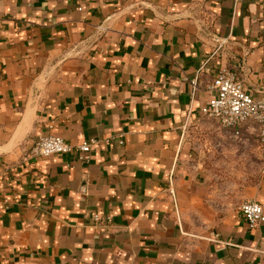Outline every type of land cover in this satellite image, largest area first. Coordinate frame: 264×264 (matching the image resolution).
<instances>
[{"label":"crops","instance_id":"obj_1","mask_svg":"<svg viewBox=\"0 0 264 264\" xmlns=\"http://www.w3.org/2000/svg\"><path fill=\"white\" fill-rule=\"evenodd\" d=\"M221 66L264 95V0H0V264H264L255 126L200 112Z\"/></svg>","mask_w":264,"mask_h":264},{"label":"built area","instance_id":"obj_2","mask_svg":"<svg viewBox=\"0 0 264 264\" xmlns=\"http://www.w3.org/2000/svg\"><path fill=\"white\" fill-rule=\"evenodd\" d=\"M212 39L218 46L226 43L225 38L214 36ZM192 85L197 87L195 80H192ZM206 88L213 94L201 107V115L215 121L221 128L231 131L237 140L242 139V128L245 125H254L258 143L264 150V95L254 98L243 88L238 73L225 66L217 69L215 77ZM94 143L96 140L87 139L76 145L75 148L79 151L78 158L88 161ZM73 148V145L60 135L38 133L29 154L36 158L48 157L53 154H67L73 151ZM239 212L249 228L264 223V209L256 200H244L240 204ZM92 219L96 223L104 221L98 214H94Z\"/></svg>","mask_w":264,"mask_h":264},{"label":"rangeland","instance_id":"obj_3","mask_svg":"<svg viewBox=\"0 0 264 264\" xmlns=\"http://www.w3.org/2000/svg\"><path fill=\"white\" fill-rule=\"evenodd\" d=\"M215 122V121H214ZM216 123V122H215ZM249 160V159H248ZM251 165H253V163H254V157H252V159L251 160H249L248 161ZM233 164V163H232ZM233 178V175H231V176H225L223 179H225V180H231ZM223 179H219L218 177H216V180H220L219 182H221Z\"/></svg>","mask_w":264,"mask_h":264}]
</instances>
